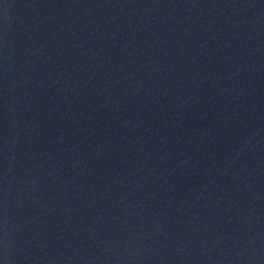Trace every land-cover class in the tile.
I'll list each match as a JSON object with an SVG mask.
<instances>
[{
    "label": "water",
    "instance_id": "95a60500",
    "mask_svg": "<svg viewBox=\"0 0 264 264\" xmlns=\"http://www.w3.org/2000/svg\"><path fill=\"white\" fill-rule=\"evenodd\" d=\"M0 264H264V0H0Z\"/></svg>",
    "mask_w": 264,
    "mask_h": 264
}]
</instances>
